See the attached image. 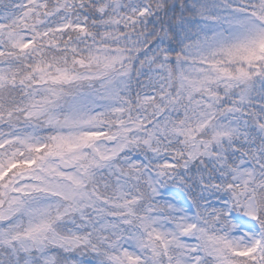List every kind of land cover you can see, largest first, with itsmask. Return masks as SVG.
<instances>
[{"label":"snow or ice","instance_id":"1","mask_svg":"<svg viewBox=\"0 0 264 264\" xmlns=\"http://www.w3.org/2000/svg\"><path fill=\"white\" fill-rule=\"evenodd\" d=\"M0 264H264V0H0Z\"/></svg>","mask_w":264,"mask_h":264}]
</instances>
